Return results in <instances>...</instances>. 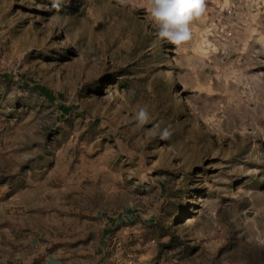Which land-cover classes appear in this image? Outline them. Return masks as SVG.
Masks as SVG:
<instances>
[{"label":"rangeland","instance_id":"rangeland-1","mask_svg":"<svg viewBox=\"0 0 264 264\" xmlns=\"http://www.w3.org/2000/svg\"><path fill=\"white\" fill-rule=\"evenodd\" d=\"M147 8L0 0V252L264 264V0H206L179 47Z\"/></svg>","mask_w":264,"mask_h":264},{"label":"clouds","instance_id":"clouds-1","mask_svg":"<svg viewBox=\"0 0 264 264\" xmlns=\"http://www.w3.org/2000/svg\"><path fill=\"white\" fill-rule=\"evenodd\" d=\"M121 5H135V0H118ZM148 13L157 29V36L174 46H182L192 38L191 25L206 12V0H148ZM135 119L138 126L149 121L146 108H139ZM171 135L165 128L161 139Z\"/></svg>","mask_w":264,"mask_h":264},{"label":"crops","instance_id":"crops-1","mask_svg":"<svg viewBox=\"0 0 264 264\" xmlns=\"http://www.w3.org/2000/svg\"><path fill=\"white\" fill-rule=\"evenodd\" d=\"M38 249L28 244L11 247L0 252V264H49V258L39 255Z\"/></svg>","mask_w":264,"mask_h":264}]
</instances>
